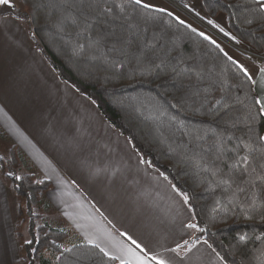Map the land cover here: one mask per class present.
I'll return each instance as SVG.
<instances>
[{
  "label": "trees",
  "instance_id": "trees-1",
  "mask_svg": "<svg viewBox=\"0 0 264 264\" xmlns=\"http://www.w3.org/2000/svg\"><path fill=\"white\" fill-rule=\"evenodd\" d=\"M200 2L211 19L226 15L230 36L185 10L229 43L264 55V17L251 11L254 0ZM13 3L4 14L25 26L59 80L87 97L145 163L188 197L197 225L189 244L207 241L226 264H264V180L256 178L264 175V115L254 78L228 59L219 38L134 0ZM13 148L0 174L24 201L19 214L29 237L19 244L20 259L121 264L45 215L51 181L36 179L28 158ZM244 156L248 163L237 164ZM16 237L22 240V231Z\"/></svg>",
  "mask_w": 264,
  "mask_h": 264
},
{
  "label": "crops",
  "instance_id": "crops-1",
  "mask_svg": "<svg viewBox=\"0 0 264 264\" xmlns=\"http://www.w3.org/2000/svg\"><path fill=\"white\" fill-rule=\"evenodd\" d=\"M176 1H184L191 12L227 31L220 15L211 19L200 0ZM4 13L0 16V125L28 158L33 173L51 181L45 197L51 208L45 215L72 228L87 243L93 240L89 244H98L108 256L125 261H134L129 249L144 255L130 236L152 255L172 259L173 264H226L204 240L186 256L165 251L192 239L187 227L192 214L183 197L142 160L87 97L59 80L34 48L25 26ZM251 67L258 99L264 101V72ZM121 259L117 260L121 263ZM18 261L8 186L0 177V264Z\"/></svg>",
  "mask_w": 264,
  "mask_h": 264
},
{
  "label": "rangeland",
  "instance_id": "rangeland-1",
  "mask_svg": "<svg viewBox=\"0 0 264 264\" xmlns=\"http://www.w3.org/2000/svg\"><path fill=\"white\" fill-rule=\"evenodd\" d=\"M18 6L21 4V0H13ZM142 4H150L152 5V8L156 9H164L165 11H168L177 17H179L182 21L189 23L193 26H197L202 28L203 30H207L212 33L210 29H208L203 23L198 21L197 19L193 18L186 10V5L184 1L177 2L176 0H142ZM184 8V9H183ZM188 9V8H187ZM8 6L1 5L0 6V14L7 12ZM199 15V14H197ZM222 23H224L225 26H227V17L225 14L220 15V19ZM215 36L219 38L221 41V45L224 48V50L236 61H238L240 64H243L245 68L248 69V73L251 72L252 67L251 66H257L250 58L246 56L244 52H242L240 49H250L252 48L245 47L243 44H231L228 41L224 40L220 36H218L216 33H212ZM263 68V66H257ZM15 141L13 140L12 136L8 133V131L0 125V156H2L4 159L8 160L9 158H14V154H11L12 150L14 149L13 146L15 145ZM18 147V146H17ZM19 148V147H18ZM20 149V148H19ZM16 150V149H15ZM17 152V150H16ZM16 155V154H15ZM17 157V156H16ZM19 160V158H17ZM22 166V165H20ZM36 179H42L43 176L41 174H37ZM0 177L5 182V184L8 186V196H9V203H10V210L11 214L14 219V223H20V225L17 226L16 231H22L24 237L22 240L19 241V244L25 242L29 237V231H28V223L23 222L19 214V207L24 205L23 199H21L19 196L16 195L12 184L6 180L3 176ZM21 255V253H20ZM16 264H26L24 261L20 259Z\"/></svg>",
  "mask_w": 264,
  "mask_h": 264
},
{
  "label": "snow or ice",
  "instance_id": "snow-or-ice-1",
  "mask_svg": "<svg viewBox=\"0 0 264 264\" xmlns=\"http://www.w3.org/2000/svg\"><path fill=\"white\" fill-rule=\"evenodd\" d=\"M134 2L136 4H141L142 0H134ZM254 3L256 5H258V7L253 8L251 11L253 13H260L261 16L264 17V0H254ZM0 5H6V6H10V7H14L15 6L13 4V0H0ZM143 6L145 8L152 7V5H150V4H144ZM158 10L159 11H165L164 9H158ZM177 19H179V18L177 17ZM251 22H252L251 19L247 21V23H251ZM180 23H184V21L181 20ZM208 23L209 24H213L215 27L219 28V31L221 33H224V35H226V36H230L231 35L230 33L225 32L224 28L220 27L219 24H215L214 21L209 20ZM200 35L201 36H205V34L203 32H201ZM205 38L211 40V37L205 36ZM231 38L233 40L236 39L235 36H232ZM212 43L215 44L216 41L213 40ZM225 55L227 56L228 54L225 53ZM228 59L229 60H232V57L231 56H228ZM234 62L237 63L238 66H239V68L241 69V71H243L245 73V75H247L249 77V79H251V76L248 73V69L245 68L243 64H239L238 61H234ZM261 71L264 72V68H262ZM255 103L257 105H259L260 114L261 115H264V101H261V100L257 99L255 101ZM259 139L260 140H264V136H260ZM3 159H4L3 157H0V161H2ZM239 163H245V164H247L248 163V157L247 156L241 157L240 160L237 161V164H239ZM233 166L235 167V165H233ZM253 171H255V169H253ZM7 175L8 176H13L14 173L11 172V171H9L7 173ZM15 178L17 180L23 179V177H21V176H16ZM256 178L257 179L264 180V175L257 176ZM37 183H43V181H37ZM184 200H185V203H187L188 197L186 195L184 196ZM187 227H189V228H196L197 225H195V224H188ZM200 231H203V230L201 229ZM128 238L130 240H132V243L135 244L137 248H140L141 251L144 252V255H138L136 252H134L131 249H129L128 251L134 257V261H125V260L121 259L120 257H113V258H116V259H121V264H173V260L172 259H165V258H162L159 255H152L146 249H143L141 247V245H139L134 239H132V237L129 236ZM241 239H243V237H241ZM89 243H94V241L93 240H89ZM196 243H199V241L197 240V241L193 242L190 245L189 244V241L188 240H185L183 242V244L177 243L174 248L165 249V251L166 252L176 253L177 256H179L180 253L183 252L184 253V256H186L187 253L190 252L192 250V248H194L196 246ZM204 243H207V241H204ZM96 246L99 247L98 244ZM66 251H69V249H66ZM101 251H104V250L101 249ZM105 254L108 255L107 252ZM217 255H219V254H217ZM181 258L183 259L184 257H181Z\"/></svg>",
  "mask_w": 264,
  "mask_h": 264
},
{
  "label": "built area",
  "instance_id": "built-area-1",
  "mask_svg": "<svg viewBox=\"0 0 264 264\" xmlns=\"http://www.w3.org/2000/svg\"><path fill=\"white\" fill-rule=\"evenodd\" d=\"M250 58L257 66H264V55L250 49H240Z\"/></svg>",
  "mask_w": 264,
  "mask_h": 264
},
{
  "label": "water",
  "instance_id": "water-1",
  "mask_svg": "<svg viewBox=\"0 0 264 264\" xmlns=\"http://www.w3.org/2000/svg\"><path fill=\"white\" fill-rule=\"evenodd\" d=\"M14 4V3H13ZM1 6V5H0Z\"/></svg>",
  "mask_w": 264,
  "mask_h": 264
}]
</instances>
